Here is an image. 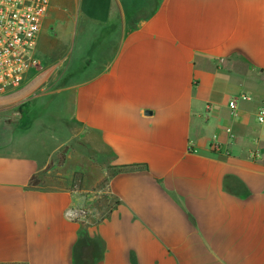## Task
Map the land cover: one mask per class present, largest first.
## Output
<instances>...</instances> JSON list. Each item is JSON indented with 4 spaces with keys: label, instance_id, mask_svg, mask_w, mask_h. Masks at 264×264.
<instances>
[{
    "label": "crops",
    "instance_id": "crops-1",
    "mask_svg": "<svg viewBox=\"0 0 264 264\" xmlns=\"http://www.w3.org/2000/svg\"><path fill=\"white\" fill-rule=\"evenodd\" d=\"M140 1L51 0L31 88L119 204L93 223L71 185L42 187L67 141L31 154L46 104L24 100L0 116V264H264V0H156L132 19ZM72 35L93 51L77 67L54 58Z\"/></svg>",
    "mask_w": 264,
    "mask_h": 264
},
{
    "label": "rangeland",
    "instance_id": "rangeland-1",
    "mask_svg": "<svg viewBox=\"0 0 264 264\" xmlns=\"http://www.w3.org/2000/svg\"><path fill=\"white\" fill-rule=\"evenodd\" d=\"M156 0H141L139 5L135 7L131 18H136L139 14H143L146 9L152 8ZM147 6V7H146ZM74 30V28H72ZM77 33H80V28H77ZM71 37L70 44L64 48L63 53L54 55L57 61L66 58V63L71 65H79L82 58L91 54L93 51L87 45V40H83L80 43V37L73 39ZM67 51L65 52V50ZM41 69L37 76L29 80L30 83L36 84L39 80V75L43 73ZM30 84L28 90L12 97L7 103L0 102V116L3 115H15L24 100H30V106L32 108H40L42 102L46 104V111L44 114L39 115L37 112L30 115V136L28 138V144L30 145L31 154L41 156L42 154H50L52 151L60 146V143L67 141L65 147H62L59 151L52 154L50 168L53 170L50 174L45 175L42 178V187L46 190L63 189L68 185H71V189L78 192L83 207L86 208V199L92 203L90 212L87 213L89 218L94 221L95 215L99 214L103 208H106L111 202L105 196L107 194L108 181L111 178L112 171L107 172V176L99 181V178L104 174L107 167L105 162L97 161L91 155L87 154L85 143L82 138L70 135L67 127L62 125L65 120L60 121L58 118V103L57 99H48V97L36 95L42 93V88L34 90ZM20 121L15 120L14 124L18 125ZM15 125V126H16ZM45 127V128H44ZM46 129V130H43ZM43 130V131H41ZM58 167L57 171L54 169ZM83 189H88L89 192H81ZM106 198V199H105Z\"/></svg>",
    "mask_w": 264,
    "mask_h": 264
},
{
    "label": "built area",
    "instance_id": "built-area-1",
    "mask_svg": "<svg viewBox=\"0 0 264 264\" xmlns=\"http://www.w3.org/2000/svg\"><path fill=\"white\" fill-rule=\"evenodd\" d=\"M51 0H0V101L12 100L14 95L24 93L41 70L36 56L38 40ZM234 110L235 101L230 102ZM264 125V112L257 116ZM215 152L222 151L220 145H213ZM253 158L259 151L251 153ZM69 218L80 219L82 213L69 210Z\"/></svg>",
    "mask_w": 264,
    "mask_h": 264
},
{
    "label": "trees",
    "instance_id": "trees-1",
    "mask_svg": "<svg viewBox=\"0 0 264 264\" xmlns=\"http://www.w3.org/2000/svg\"><path fill=\"white\" fill-rule=\"evenodd\" d=\"M127 169H129V167H120V168L118 169V172H123V171H125V170H127ZM32 183H33V185H37V184H38V182L35 181L34 178H33ZM105 197L107 198V196H105ZM106 198H105V199H106ZM118 204H119L118 202L111 201V202L109 203V205H108L106 208H103V209L101 210V212H99V214H96V215H95V220L92 221V222H93V223H98V222H101L102 220H104L106 217H108V216L112 213L113 209H114L116 206H118ZM91 205H92V203H90V202L88 201V199H86V208L84 209V213L86 214L85 217H88V214H87V213H89L90 211L87 210V209L92 208Z\"/></svg>",
    "mask_w": 264,
    "mask_h": 264
}]
</instances>
